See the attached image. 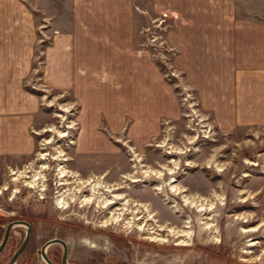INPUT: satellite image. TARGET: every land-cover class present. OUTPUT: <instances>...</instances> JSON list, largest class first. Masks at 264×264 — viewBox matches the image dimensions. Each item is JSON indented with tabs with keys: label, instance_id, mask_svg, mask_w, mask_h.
I'll return each instance as SVG.
<instances>
[{
	"label": "rangeland",
	"instance_id": "rangeland-1",
	"mask_svg": "<svg viewBox=\"0 0 264 264\" xmlns=\"http://www.w3.org/2000/svg\"><path fill=\"white\" fill-rule=\"evenodd\" d=\"M159 27L150 23L139 44L147 42L154 52L150 39ZM159 46L163 81L143 80L137 65L106 71L131 73L130 80L61 89L39 80L27 83L43 107V118L31 130L34 152L0 159V170L22 174L11 181L15 189L16 181L22 185L21 199L5 200L7 207L0 208V237L12 220L31 224L17 264H46L40 249L53 238L67 243L68 264H264V124L217 129L211 115L199 109L193 88L171 80L170 50ZM44 154L46 160H40ZM44 165L48 168L42 170ZM60 165L71 175L66 177L69 189L98 181L121 195V203L111 209L103 202L57 208ZM40 171L45 180L38 191L28 182ZM156 172L163 175L158 178ZM129 176L138 181L130 182ZM191 201L212 209L198 211ZM120 212L113 223L112 216ZM248 229L256 231L242 233ZM24 231L13 229L0 264H8ZM176 232L189 234L171 237ZM156 233L167 240L150 241ZM181 240L188 245H177ZM47 254L52 264H61L60 244L50 245Z\"/></svg>",
	"mask_w": 264,
	"mask_h": 264
},
{
	"label": "crops",
	"instance_id": "crops-1",
	"mask_svg": "<svg viewBox=\"0 0 264 264\" xmlns=\"http://www.w3.org/2000/svg\"><path fill=\"white\" fill-rule=\"evenodd\" d=\"M150 23L154 52L139 44ZM160 44L217 129L264 124V0H0V159L34 152L43 107L29 81L130 80L106 71L137 65L163 81Z\"/></svg>",
	"mask_w": 264,
	"mask_h": 264
},
{
	"label": "bare ground",
	"instance_id": "bare-ground-1",
	"mask_svg": "<svg viewBox=\"0 0 264 264\" xmlns=\"http://www.w3.org/2000/svg\"><path fill=\"white\" fill-rule=\"evenodd\" d=\"M48 131H52V130H48ZM60 137H65V135H62L61 133H60ZM46 143H50V140L49 141H47ZM46 154H44V156L42 155L41 156V158H40V160H46ZM48 167L46 166V165H44V166H42V170H45V169H47ZM59 173H57V176L60 178V180H59V185H61L62 186V188H60L58 191H57V193H58V195L55 197V204H56V206H57V208H60V209H62V210H65V209H67V205L69 206V205H71V204H73L74 203V201H75V199L76 200H78L79 202H80V204H82L83 206L85 205H89V204H96V203H99V198H98V196H96V194H98L99 193V191H100V189L102 188V185H101V183H99L98 181H93V180H88L85 184L84 183H82V182H79V187H76V188H73V189H69L68 188V185L71 183H69V181H68V179H66V177H68V176H71V175H69L68 174V172L66 171V169L65 168H63V166L62 165H60L59 166ZM165 169V168H164ZM168 172H169V174H173V170H171V169H168L167 170ZM145 173H149V172H145ZM155 174H157L158 175V178L160 177V176H162L163 175V173L162 172H156ZM20 176H22V174H18V177H20ZM63 178H65L64 180H63ZM125 178V177H124ZM129 178H131V180H129L130 182H137L138 181V179H136L135 178V176H129ZM126 179H127V177H126ZM38 180H39V182H38ZM44 180H45V178H44V176L42 175V172L40 171V172H38L35 176H33V179L31 180V181H29L28 182V186L30 187V188H33V189H36V190H38L39 191V186H38V184L39 183H43L44 182ZM62 181H63V183H62ZM76 181H78V180H76ZM76 181L74 182V183H76ZM44 184V183H43ZM42 184V186L40 187L41 188V190H44V185ZM85 185V186H84ZM87 187H89V188H87ZM170 187H171V185H170ZM104 188H106L105 189V191L106 192H108V189H107V187L105 186ZM161 189V188H160ZM171 190H172V192H174L175 194H177V189L174 187V186H172L171 187ZM85 191H87L88 193H89V197H86L87 195H85ZM110 191H112V190H110ZM110 194H112V193H110ZM102 195H105V193H103ZM101 195V196H102ZM116 195V194H115ZM101 196H99V197H101ZM109 196V195H108ZM117 196V195H116ZM103 197V196H102ZM113 197V196H112ZM120 197V196H119ZM114 198V197H113ZM105 199V198H104ZM100 200H102V198L100 199ZM107 200H105L102 204L103 205H107ZM110 202V201H109ZM194 203V202H193ZM100 204V203H99ZM126 205V204H125ZM127 206V205H126ZM193 206V205H192ZM124 207V206H123ZM212 207V206H211ZM197 208L199 209V211H202V210H207V211H209V209L207 208V207H205V205H201V206H197ZM124 210V209H123ZM147 212V211H146ZM205 212V211H204ZM119 216V215H118ZM115 217V216H114ZM120 217V216H119ZM118 218V217H117ZM136 218V217H135ZM137 219V218H136ZM115 221H116V219H115ZM118 221V220H117ZM134 222V221H133ZM128 226L129 225H131L132 224V221H129L128 223ZM205 225H206V228L207 229H209V228H212L213 226L210 224V223H205ZM130 227V226H129ZM138 228L140 229V228H142L143 229V227H141V226H138ZM141 229V230H142ZM256 231V229H253V230H242V233H250V232H255ZM150 233H154V231H151ZM170 233H171V231H170ZM155 234V233H154ZM189 233H185V234H180L179 235V233H174V234H171V237H172V235H177V236H185V235H188ZM187 237V236H186ZM156 241V240H161V241H166L167 239H165V238H159V235L156 233V235L155 236H153V235H151V238H150V241ZM177 245H181V246H186V245H188V243L184 240H181L180 242H179V244H177ZM254 245V243H249V245L248 246H253Z\"/></svg>",
	"mask_w": 264,
	"mask_h": 264
},
{
	"label": "flooded vegetation",
	"instance_id": "flooded-vegetation-1",
	"mask_svg": "<svg viewBox=\"0 0 264 264\" xmlns=\"http://www.w3.org/2000/svg\"><path fill=\"white\" fill-rule=\"evenodd\" d=\"M28 172H30V171H28ZM18 173L19 172H11V171H5V170H0V208H6L7 206H5V205H7L8 203H5V200H9V201H13V200H18V199H21V196H20V192L22 191V185L21 184H19L17 181H16V189L15 188H13L11 185V181H13V180H15V177H17L18 176ZM11 175H14V176H11ZM25 178H30V175H26L25 176ZM23 180V179H22ZM103 189V192L105 193V195H100L99 193L98 194H96L97 196H98V198H99V203L101 202H104L105 200H107V205H102V207L103 208H112V207H114L115 206V203L117 204V203H121V200L123 199V197H121V195H115L114 194V189L112 190V191H110V189H108V187H107V189H108V192H106L105 191V189L104 188H102ZM119 190V189H118ZM86 192V194L88 193L87 191H85ZM110 193H112V194H110ZM178 193V192H177ZM85 194V195H86ZM109 195V196H108ZM88 196H90L89 195V193H88ZM88 196H86V197H88ZM99 196H101V197H99ZM114 198H113V197ZM120 196V197H119ZM102 198V200H100ZM105 198V199H104ZM110 201V202H109ZM17 202V201H16ZM16 202H14V203H16ZM74 202H77V204L79 205V206H83L82 204H80V202L78 201V200H76L75 199V201ZM194 201H191V202H189V204L190 205H193L194 207L195 206H201V205H205V207H207L208 209H209V211L212 209V207H211V204H209V205H206L205 203H198V202H194ZM14 203L11 205V206H9V207H14L15 205H14ZM99 203H96L95 205H100ZM127 205V204H126ZM125 204H123V208H122V210L124 209V210H126L127 209V206H126ZM70 206V205H69ZM68 205L66 206L67 208L69 207ZM146 211H147V209H146V207L144 206L143 207ZM123 210V211H124ZM198 211H199V209H198ZM202 211H205V212H209V211H207V210H202ZM111 214V213H110ZM115 214H117V215H113L112 216V222L113 223H115V222H117V220H119L121 217H119V216H121V214H122V212H120V213H115ZM119 215V216H118ZM115 216V217H114ZM118 217V218H117ZM137 218V217H136ZM135 218V219H136ZM115 219H116V221H115ZM129 221H131L130 219H128ZM129 221H127V223L129 222ZM107 225V224H106ZM6 227V226H5ZM164 228H160V229H158L159 231L160 230H163ZM4 230H5V228H4ZM4 230L2 231V235H1V237H0V240H1V238H2V236H3V234H4ZM13 231V230H12ZM11 231V232H12ZM11 234V233H10ZM24 236H25V231H24ZM24 236H23V238H24ZM23 238H22V240H23ZM8 243V242H7ZM21 243V242H20ZM19 243V244H20ZM19 244H18V246H19ZM17 246V247H18ZM17 249V248H16Z\"/></svg>",
	"mask_w": 264,
	"mask_h": 264
},
{
	"label": "water",
	"instance_id": "water-1",
	"mask_svg": "<svg viewBox=\"0 0 264 264\" xmlns=\"http://www.w3.org/2000/svg\"><path fill=\"white\" fill-rule=\"evenodd\" d=\"M22 226L25 228V236L23 238V240L21 241V243L19 244V246L17 247V249L13 252L8 264H17L18 259L20 257V255L22 254V252L24 251L28 241H29V237H30V232H31V224L27 221L24 220H19V219H15L10 221L4 230V234L0 240V253L3 251V249L5 248V246L7 245L9 236L11 231L16 228ZM58 243L62 246V254H61V264H68L67 261V255H68V248H67V243L62 240V239H58V238H53V239H49L48 241H46L41 249H40V255L42 257V259L45 261L46 264H52L51 260L48 257L47 254V249L50 245Z\"/></svg>",
	"mask_w": 264,
	"mask_h": 264
}]
</instances>
